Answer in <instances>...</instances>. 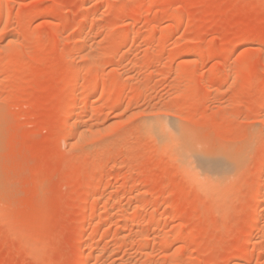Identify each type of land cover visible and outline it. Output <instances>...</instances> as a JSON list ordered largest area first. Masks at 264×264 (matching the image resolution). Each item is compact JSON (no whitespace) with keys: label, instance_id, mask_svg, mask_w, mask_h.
<instances>
[{"label":"rangeland","instance_id":"374dc122","mask_svg":"<svg viewBox=\"0 0 264 264\" xmlns=\"http://www.w3.org/2000/svg\"><path fill=\"white\" fill-rule=\"evenodd\" d=\"M5 1L0 264H78L92 242L86 264H264V0ZM84 69L72 140L65 84ZM147 114L239 167L201 186L144 134ZM95 199L91 238L77 227Z\"/></svg>","mask_w":264,"mask_h":264},{"label":"bare ground","instance_id":"6f19581e","mask_svg":"<svg viewBox=\"0 0 264 264\" xmlns=\"http://www.w3.org/2000/svg\"><path fill=\"white\" fill-rule=\"evenodd\" d=\"M7 1V0H6ZM6 1H5V4H6ZM55 1V0H53ZM10 2V1H9ZM8 2V3H9ZM56 2V1H55ZM54 2V3H55ZM1 3V2H0ZM5 10V9H4ZM4 12L3 11V8H1L0 6V14ZM65 23H66V19L63 20ZM52 26V24H51ZM58 27V24L56 25ZM53 29L55 27V25L52 26ZM52 29V30H53ZM55 32V31H53ZM52 32V33H53ZM57 32V31H56ZM56 34V33H55ZM57 36V35H56ZM125 39V38H124ZM56 40V39H55ZM79 40V39H77ZM57 41V40H56ZM58 42V41H57ZM74 42V41H73ZM79 42V41H78ZM77 43V41H76ZM75 44V43H74ZM73 44V45H74ZM58 45V44H57ZM76 46V44H75ZM77 47V46H76ZM76 47H74V49L76 50L77 52V49ZM57 48L59 49L60 47L57 46ZM72 49V48H71ZM73 49V50H74ZM60 51V50H59ZM64 51V49H63ZM66 51V50H65ZM73 52V51H71ZM60 53H62L60 51ZM67 53V52H66ZM63 54V53H62ZM64 55V54H63ZM10 56V55H9ZM13 56V55H12ZM65 56V55H64ZM71 56V55H70ZM68 58H69V55H68ZM193 62V61H192ZM181 68V67H180ZM183 69V68H182ZM72 72L74 73V70L71 68ZM184 70V69H183ZM179 72V69L177 70ZM77 72V71H76ZM185 71H183L184 73ZM69 78H67L66 80V86H67V89H66V92H65V106H64V113L61 115V117H63L64 121L61 119V121H63L62 124L63 126H65L66 128H68L69 130H73L74 133L71 131V133L68 135L70 138L71 136H73L75 133L76 136H79L81 133H83L84 130H80V127L78 126H75L74 129L70 128V120L77 115V117L79 118L78 116V113L80 114L81 112L83 111H86V106L83 104L81 105L80 107H75V101H76V93H75V88L77 87V85H81L84 80H85V75H86V69H84L83 71H81V75L80 77L78 76L77 79H73V76H71V71L69 70ZM80 74V73H79ZM78 74V75H79ZM214 75V74H213ZM75 76V75H74ZM77 76V75H76ZM182 77V76H181ZM101 79H102V76L101 74H96L94 77H93V81H92V87L91 89L93 90L95 88V86L101 82ZM202 82V81H201ZM97 87V86H96ZM77 92V91H76ZM93 92V91H92ZM64 94V93H63ZM91 94V93H90ZM87 95V94H86ZM63 96V95H62ZM57 97H59V94H55L54 95V99H56ZM86 97V96H85ZM78 98V97H77ZM89 97H86L85 99H87ZM75 100V101H74ZM73 101H74V104H73ZM84 102V101H83ZM87 102V101H86ZM87 104V103H86ZM74 105V107H73ZM80 105V104H79ZM67 106V108H65ZM264 109V108H263ZM94 110V108H93ZM95 111V110H94ZM84 113V112H83ZM91 114L92 111L90 112ZM175 114V113H173ZM264 114V113H263ZM153 115V114H151ZM158 115V114H157ZM167 115V114H166ZM148 116V114H147ZM145 117L146 119L143 120V124L141 125V130L144 132L145 135H149L151 136L153 139L154 138H157V142L156 140H154L156 143L159 142V144H164V149L167 148V146H170L171 145V149L173 148V146L175 147L174 149V152H176V156L178 158V160L181 162L182 165H185L189 171V174H191V176H195L196 179L198 178V184H200L201 186L207 182H209V184H212L211 182H221L223 180H225L226 178H228V176H230V174L232 173V171L234 170V168H238L239 165H238V162H239V158L236 156H233V152H229V150L225 151V152H214L212 150L210 151H205V149H202L203 151L199 150V142L197 143L194 138H193V135L191 134V132L187 131L185 128H183L181 125H178V121L175 120L174 118V121H173V117H157L155 115L153 116H148V117ZM161 116V115H160ZM264 117V116H263ZM75 118V117H74ZM171 118V119H170ZM179 119V118H178ZM74 120V119H73ZM78 120V119H77ZM75 120V121H77ZM74 121V122H75ZM77 124V123H75ZM180 124V123H179ZM81 125V124H80ZM73 127V125H72ZM140 129V128H139ZM63 130V129H62ZM66 131V129H65ZM82 131V132H81ZM73 133V135H72ZM66 135V133H65ZM67 136V135H66ZM197 136V135H196ZM80 138V136H79ZM83 138V137H82ZM201 138V137H200ZM66 139V138H63V140ZM72 139V138H71ZM152 139V140H153ZM199 139V138H198ZM73 140V139H72ZM67 141V140H66ZM205 141V140H204ZM78 142V141H76ZM71 143V142H70ZM74 145V144H73ZM173 145V146H172ZM160 147V145H159ZM183 147H186V149L184 148L183 150ZM216 147V146H215ZM170 148V147H168ZM248 149V148H246ZM173 150V149H172ZM163 151V150H162ZM219 151V150H218ZM221 151V150H220ZM238 151V150H237ZM173 152V151H172ZM236 152V151H235ZM242 153V152H241ZM172 155V154H171ZM176 161V160H175ZM238 165V167H236ZM185 167V168H186ZM261 171V170H260ZM187 172V171H186ZM234 173V172H233ZM261 173V172H260ZM205 176H203V175ZM259 174V173H258ZM202 176L204 179H202ZM261 176V175H260ZM209 179V180H208ZM204 180H206L204 182ZM259 180V178H258ZM211 181V182H210ZM226 181V180H225ZM201 182V183H200ZM1 183V187H2V182L0 181ZM207 184V185H209ZM218 184V183H217ZM206 185V186H207ZM209 188V187H207ZM217 188V187H216ZM2 189V188H1ZM0 189V190H1ZM86 190V189H85ZM90 190V189H89ZM200 190V189H199ZM2 191V190H1ZM0 191V192H1ZM88 191V190H86ZM264 192V179H261L258 181V185H257V188L255 189V192H254V195H252V198H253V201H254V205H256V203H259V201L261 202V200L258 201L259 197H261V193ZM89 193V192H88ZM207 194V193H206ZM222 194V193H221ZM1 195H3L1 193ZM83 195L86 196L85 192L83 193ZM2 199H0L1 201L4 200L3 197H0ZM137 199V198H136ZM261 199V198H260ZM258 201V202H257ZM4 202V201H3ZM2 202V203H3ZM84 202V201H83ZM4 204V203H3ZM84 204V206L81 208H83L82 210V214H84L83 216V220L82 222L78 225L77 227V233H81L82 234V231L85 230V228L87 227V229L89 230V236H91V238L93 236H95L98 231H99V224L95 222V224L93 223H87V226L85 227L87 221H90L88 220V217H89V214L92 213L96 208H97V201L96 199L92 201V203L87 207L86 204L87 203H82ZM81 204V205H82ZM88 205V204H87ZM253 205V204H252ZM251 205V206H252ZM260 205V204H258ZM0 207H2V205H0ZM5 207V206H4ZM258 208V206H257ZM252 209V208H251ZM257 210V209H256ZM2 211V210H1ZM84 211V213H83ZM250 211V210H249ZM253 212H255V209L253 210ZM258 212V211H256ZM258 214V213H257ZM91 215V214H90ZM153 215V214H152ZM257 218V217H256ZM249 219V217H248ZM258 219V218H257ZM260 219V218H259ZM87 220V221H86ZM102 221V220H101ZM254 221V220H253ZM104 222H106V219L104 220ZM256 222V220H255ZM252 223V222H251ZM254 223V222H253ZM258 223V221L256 222ZM255 224V223H254ZM79 240L76 241V246L80 248H82L81 246H83V241L82 239L79 237L78 238ZM94 239V238H93ZM88 246V247H87ZM86 249H84L82 251H79L81 253H79V256H78V264H86V254L89 255V254H92L90 252H94L96 247H97V244L93 243L90 244V245H87ZM99 250V249H98ZM103 250V249H102ZM100 250V251H102ZM97 251V250H96ZM248 255V254H247ZM91 256V255H90ZM250 258V257H249ZM244 260L246 259L245 257L243 258Z\"/></svg>","mask_w":264,"mask_h":264}]
</instances>
